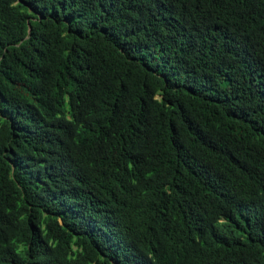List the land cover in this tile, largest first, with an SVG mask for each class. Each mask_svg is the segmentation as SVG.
I'll list each match as a JSON object with an SVG mask.
<instances>
[{
    "label": "trees",
    "instance_id": "16d2710c",
    "mask_svg": "<svg viewBox=\"0 0 264 264\" xmlns=\"http://www.w3.org/2000/svg\"><path fill=\"white\" fill-rule=\"evenodd\" d=\"M0 264H264V0H0Z\"/></svg>",
    "mask_w": 264,
    "mask_h": 264
}]
</instances>
